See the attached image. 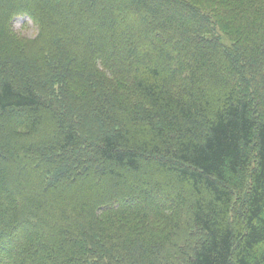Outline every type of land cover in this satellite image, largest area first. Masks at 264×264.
Instances as JSON below:
<instances>
[{"label":"trees","instance_id":"1","mask_svg":"<svg viewBox=\"0 0 264 264\" xmlns=\"http://www.w3.org/2000/svg\"><path fill=\"white\" fill-rule=\"evenodd\" d=\"M15 16L113 127L0 78V264H264V0H0V61Z\"/></svg>","mask_w":264,"mask_h":264},{"label":"rangeland","instance_id":"2","mask_svg":"<svg viewBox=\"0 0 264 264\" xmlns=\"http://www.w3.org/2000/svg\"><path fill=\"white\" fill-rule=\"evenodd\" d=\"M29 19L30 17L28 16H15L10 23L13 36L16 38L20 47H17L16 50L9 55L7 60L0 61V78L16 76L22 79V81H29L35 86L39 94L56 102L74 118L76 126L86 144L85 148L88 149L90 148L89 146L96 143L102 135L111 132L113 125L104 118H100L94 110L91 112L89 110L82 111V109L79 110L76 108L73 98L81 94V92H79L80 89L75 83L71 82L72 80L67 78L68 65L66 63L64 67H61L58 65V62H56L61 59L54 60L50 56H43L39 48L41 43H43V36L39 35L40 30L33 38H25L23 40L17 39L13 25L16 23H27ZM46 61L48 62L46 63ZM259 70L260 72L262 71V73L257 81L249 77L248 79L251 81L249 85L254 106L263 110L264 72L263 69ZM257 72L259 71L257 70ZM70 94H73L72 97ZM248 192L249 189L247 187L243 192H237L235 194L234 208L240 211L244 210L248 199ZM202 238L203 235L195 232L191 238H187V240L184 238L177 242L178 250L175 252L177 264L182 262L184 254H190L192 252Z\"/></svg>","mask_w":264,"mask_h":264},{"label":"clouds","instance_id":"3","mask_svg":"<svg viewBox=\"0 0 264 264\" xmlns=\"http://www.w3.org/2000/svg\"><path fill=\"white\" fill-rule=\"evenodd\" d=\"M13 29L17 39L23 40L25 38H33L39 32V24L30 18L27 23H16Z\"/></svg>","mask_w":264,"mask_h":264},{"label":"bare ground","instance_id":"4","mask_svg":"<svg viewBox=\"0 0 264 264\" xmlns=\"http://www.w3.org/2000/svg\"><path fill=\"white\" fill-rule=\"evenodd\" d=\"M240 195V194H239Z\"/></svg>","mask_w":264,"mask_h":264}]
</instances>
